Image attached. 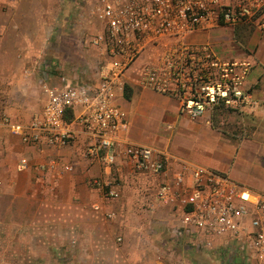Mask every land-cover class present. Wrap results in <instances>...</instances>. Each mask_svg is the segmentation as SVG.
I'll use <instances>...</instances> for the list:
<instances>
[{"label": "crops", "instance_id": "crops-1", "mask_svg": "<svg viewBox=\"0 0 264 264\" xmlns=\"http://www.w3.org/2000/svg\"><path fill=\"white\" fill-rule=\"evenodd\" d=\"M61 6L62 0H0V199L14 212L16 231L32 233L30 247L74 250L50 255L48 264H166L159 246L149 241L152 227L143 218L149 206L163 223L174 225V215L153 204V198L182 161L264 194V33L247 23L205 28L187 38L191 44L210 43L222 58H247L254 64L247 81L253 102L239 110L245 136L237 140L212 127L208 118L192 122L180 117L176 99L141 84L143 68L157 55L142 56L126 72L130 98L118 93L115 104L128 113L129 141L168 156L167 173L158 177L134 171L123 155L111 166L89 158L83 134L67 148L49 150L26 146L1 125L4 115L27 123L43 109L45 71L73 83L97 80L99 58L89 66H94L92 77L80 61L66 66L74 42L59 32ZM22 158L31 163L26 171L18 170ZM110 189L120 197L110 198ZM240 256L234 255V262L244 264ZM30 262L41 264L44 257L33 256Z\"/></svg>", "mask_w": 264, "mask_h": 264}, {"label": "built area", "instance_id": "built-area-1", "mask_svg": "<svg viewBox=\"0 0 264 264\" xmlns=\"http://www.w3.org/2000/svg\"><path fill=\"white\" fill-rule=\"evenodd\" d=\"M92 7L101 25L88 41L100 55L97 80L73 83L45 71L43 109L27 123L7 115L1 119L26 146L64 149L83 134L89 158L111 166L123 155L134 171L164 176L168 156L129 141L128 113L115 104L126 72L144 55L157 57L143 68L141 84L176 99L179 116L188 121L209 118L215 107L239 111L253 102L247 88L254 68L249 59L222 58L210 43L191 44L187 38L205 28L247 23L264 33V0H93ZM30 164L22 158L18 170ZM108 196L120 194L110 189ZM154 203L174 215L171 240L186 251L226 252L241 255L244 264H264V194L182 161L159 185ZM176 264L192 263L180 259Z\"/></svg>", "mask_w": 264, "mask_h": 264}, {"label": "rangeland", "instance_id": "rangeland-1", "mask_svg": "<svg viewBox=\"0 0 264 264\" xmlns=\"http://www.w3.org/2000/svg\"><path fill=\"white\" fill-rule=\"evenodd\" d=\"M92 1L62 0L60 13L59 32L60 34L70 35L74 42V46L66 55L70 58L66 60V66H71L80 61L84 63L82 69L87 72L86 76L94 74L90 72L94 66L91 68L89 66H92L95 57L99 58L96 61L100 65V55L97 53V49L88 43L89 39L101 30V25L93 14ZM61 58L64 59L63 56ZM98 64L96 65L97 67H99ZM96 66L94 67L95 71H97ZM91 77L87 78V80ZM126 86L127 84H125ZM125 87L124 94L126 92ZM208 119L212 127L224 132L232 139L237 140L245 136L243 125L239 118V111L236 109L229 108V111H223L220 110V107H215ZM8 206V201L0 199V264H32L30 262L31 257L36 255L44 257V262L41 264H48L47 257L52 254L67 256L69 253L74 252V250L72 252L71 250L68 251V248L47 249L45 247H30L34 243V241H31L32 233L28 231L18 233L16 231L15 221L17 219L14 212L9 211ZM146 208L148 212L144 213L145 217L143 219L147 222L144 225L152 227V232L148 235V239L159 246V252H161L166 264H176L180 259L190 261L192 264H237L234 262V256L223 255L222 253H196L190 250L186 251L177 246L171 240L172 226H170V223L167 220L163 223V217H158L157 211H149V206H146ZM158 222L160 223L159 227H157Z\"/></svg>", "mask_w": 264, "mask_h": 264}, {"label": "trees", "instance_id": "trees-1", "mask_svg": "<svg viewBox=\"0 0 264 264\" xmlns=\"http://www.w3.org/2000/svg\"><path fill=\"white\" fill-rule=\"evenodd\" d=\"M125 97H126V99H129L130 98V94H129V87L128 86H126L125 87ZM220 107V110H223V111H229V109L228 108H225L224 106H219Z\"/></svg>", "mask_w": 264, "mask_h": 264}]
</instances>
